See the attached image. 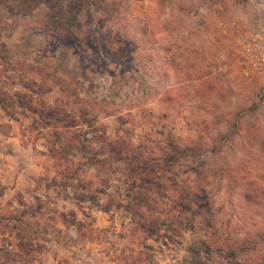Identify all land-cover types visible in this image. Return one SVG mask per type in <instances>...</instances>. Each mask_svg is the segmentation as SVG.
Returning a JSON list of instances; mask_svg holds the SVG:
<instances>
[{
	"label": "rangeland",
	"instance_id": "374dc122",
	"mask_svg": "<svg viewBox=\"0 0 264 264\" xmlns=\"http://www.w3.org/2000/svg\"><path fill=\"white\" fill-rule=\"evenodd\" d=\"M258 3L0 0V264H264Z\"/></svg>",
	"mask_w": 264,
	"mask_h": 264
},
{
	"label": "built area",
	"instance_id": "2783aa9c",
	"mask_svg": "<svg viewBox=\"0 0 264 264\" xmlns=\"http://www.w3.org/2000/svg\"><path fill=\"white\" fill-rule=\"evenodd\" d=\"M238 47L245 65L264 74V0H259L254 17L245 27Z\"/></svg>",
	"mask_w": 264,
	"mask_h": 264
},
{
	"label": "trees",
	"instance_id": "16d2710c",
	"mask_svg": "<svg viewBox=\"0 0 264 264\" xmlns=\"http://www.w3.org/2000/svg\"><path fill=\"white\" fill-rule=\"evenodd\" d=\"M15 96H17V94L15 95ZM50 116H55V114H51ZM54 121L55 122H57V123H61L62 121L61 120H59V119H54ZM60 126H62V124L60 125ZM63 127H64V129H68V128H72L71 126H68V125H63ZM76 139H77V142H79V144H80V146L82 147V149H85V148H87V144L89 143L85 138H83V140H82V142H80L78 139V137H76Z\"/></svg>",
	"mask_w": 264,
	"mask_h": 264
}]
</instances>
